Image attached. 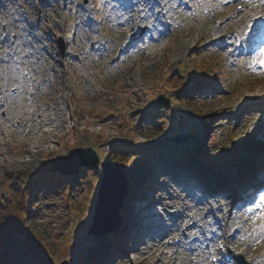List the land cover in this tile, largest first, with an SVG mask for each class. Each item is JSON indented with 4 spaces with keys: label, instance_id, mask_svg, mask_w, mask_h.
Instances as JSON below:
<instances>
[{
    "label": "rangeland",
    "instance_id": "obj_1",
    "mask_svg": "<svg viewBox=\"0 0 264 264\" xmlns=\"http://www.w3.org/2000/svg\"><path fill=\"white\" fill-rule=\"evenodd\" d=\"M68 1L55 0L52 3L47 0L45 8L40 0H20L34 23L42 18L43 30H40V35L43 39L46 38V32L51 36L48 42L52 54L57 51L56 37L66 40L64 52L67 55H62L63 59L72 56L70 53L75 49V36L86 40V47L89 42H94V38L87 40L85 31L74 34L69 19L75 16L73 9L76 7L90 12L84 17L85 20L96 22L95 27L88 29L90 33L105 38L113 33L107 20L109 5L105 3L106 0H71L70 7H67ZM230 1L228 9L225 5ZM96 2L98 6H95ZM240 2H243L245 10L237 13L235 10ZM214 3L222 9L218 8L211 20L191 28L192 35L198 41L192 42L180 54L174 51L171 36L163 38L168 32L166 27H170L166 24L161 30L162 37L152 46L155 47L153 54L133 59L119 55L113 61L111 55L98 59L99 54L92 50L90 53L85 52L83 64L77 61L73 68L68 67L66 73L51 74L55 84L49 94L58 92L62 117L67 119L64 127L58 126L63 134L60 139L55 138L51 142V150L41 141L36 143L39 148L33 147L32 141L23 143L17 136L7 133V126L0 127V252L3 253L0 264H58L63 261L65 264H79L85 257L84 252H95L98 241L94 235L87 233V228L91 224L101 168L81 167L75 173L62 174V177L49 170L51 158L65 155L74 147L91 146L100 160L108 159L121 166L129 173V179L135 177L136 172L142 173L146 167L144 159L150 158L156 163L171 160L168 170L162 168L151 174V192L164 198L171 205L169 210H183L187 217L192 213L197 214L198 210L204 219V225H199L198 229L205 228V231L193 245L197 250H190L188 258L183 259L184 264H193L190 258L199 255L198 247L204 248L207 242L210 248H219L221 258L228 243L226 235L232 230V224L244 223L241 235L262 220L260 215L264 212V204L259 198L256 205L260 209L255 212L247 209L237 211L234 220L223 227L227 213H222L221 219L213 222L212 218L204 216L206 208L197 209L196 201L202 197L197 190L203 187L198 185L195 188L186 183L187 179L182 176L189 177L187 173L181 175L180 179L177 177L176 183L168 175L169 170L179 164H193L192 167L199 166L203 174L214 170L234 176L235 166L236 170L242 171L245 165V124L239 121L242 108H238V104L253 105L257 97L247 98L250 88L264 91V63L255 73H250L247 64H231L223 54L214 50L211 40L218 32L215 22L230 17L228 22L233 21V27L243 30V19L258 12L259 5L253 8L249 6L252 2L245 0H214ZM64 4L66 8L62 7ZM179 9L180 5L171 9L169 14L180 15L179 19L191 16L190 11L184 15ZM232 12L234 16H231ZM207 13L212 15L213 11ZM94 14L100 17L96 18ZM77 20L83 19L77 17ZM7 24L13 31V21L8 20ZM225 28L222 25L219 29L222 32ZM236 33L239 35L240 32ZM175 37V40L179 38L178 33ZM162 40L164 44L161 49L157 46ZM18 41L16 46H8L10 40H5L3 48L10 52L17 49L23 52L22 38ZM41 52L46 55L48 51L41 49ZM103 52L107 53L106 50ZM5 66L13 74L14 67L18 66L22 70L24 63L9 56ZM183 83L191 86L182 88ZM197 86L198 90L188 92ZM100 92H103L102 97ZM159 95L168 97L169 104L159 102ZM223 101L229 102V106L217 110ZM234 110L237 113L232 117L229 112ZM258 121L264 123V117ZM164 131H168V135L182 131L194 132L203 141L189 139L177 145L166 139ZM206 131L209 134L214 131L216 140L204 157L200 148L204 140L207 141L204 136ZM33 139L37 140L38 135ZM25 144L31 148V152L25 151ZM133 162H137V165L132 167ZM162 170L166 174L161 173ZM212 195L209 197L210 202L219 207L221 198L215 199ZM256 214L259 216L254 220ZM211 235L215 239L208 240ZM189 246L184 245L182 251L187 253ZM106 264H153V257L142 255L135 260L126 253L123 259L109 260Z\"/></svg>",
    "mask_w": 264,
    "mask_h": 264
},
{
    "label": "bare ground",
    "instance_id": "obj_2",
    "mask_svg": "<svg viewBox=\"0 0 264 264\" xmlns=\"http://www.w3.org/2000/svg\"><path fill=\"white\" fill-rule=\"evenodd\" d=\"M51 1L54 2V0ZM180 1L181 0H111L110 8L111 12H113V16L109 17V21L113 33L109 35V38L88 32L87 29L93 25L90 21L77 22L76 27L79 30L87 31V37L89 39L95 38L94 48L99 54L98 59H103L111 55L113 60H115L119 55L133 59L134 57L140 58L145 55L153 54L155 47L152 46L162 37V28L166 27V24H169L170 27H166L168 32L164 34L163 38L165 39L171 36L173 43L172 47L177 54H180L191 45L192 42L196 43L198 41V39L192 35L191 28L200 26L202 23L211 20L217 9H222L214 3V0H191L188 9H179L184 15H187V12L190 11L191 16L179 19L180 15L169 14V7L172 6L173 8H177ZM245 1L254 2L255 0ZM230 3L231 1L225 7L229 9ZM147 6H151L150 9H148ZM4 7V1L0 0L1 29L6 31L8 19L13 20L15 26H20L21 33L24 36L22 43L25 46V50L23 53L16 50L12 54L16 59L24 63L23 72L19 70V67H16V76H10L7 73L4 67L6 59L3 58V55L7 54V52L4 51V53H2L0 50V65H2L0 66V113L2 114L0 115V127L7 126L9 130L7 133L12 136H17L23 143L32 141L33 147L39 148V145L36 143L41 141L47 144V149L51 150V142L55 138L60 139L63 134V132L60 131L61 129H58V126L61 125L64 127L67 122V119L62 117V106L57 98L58 92L56 91L52 95L51 93L49 94L50 88L55 84L53 83L51 74L66 73L68 67L73 68L77 60L82 64L84 52L86 51L85 40L78 37L75 38L76 48L74 51V58L70 62L67 61L65 63V60L59 57L57 53L52 54L50 52L51 46L48 40L51 39V36L46 32V38L43 39L41 37L40 30H43L42 25L39 28L29 21L30 15H28L26 8L16 10L10 7L8 14H4L3 19L5 23L2 24L1 19L3 16L1 12ZM118 7L119 10H117ZM208 11H213V14L208 15ZM74 12L77 16H82L86 13L81 10V8L74 9ZM114 17L118 19L116 20ZM71 21H74L73 18ZM182 25L185 26L182 27ZM254 25L255 22L252 23V26ZM216 28L219 29L220 26L216 24ZM151 30L157 31L156 38L150 36ZM176 33H178L179 38L175 40ZM163 41L164 40L157 46L158 48H163ZM41 49H46L48 51L47 54L43 55ZM105 50L107 53L104 54L103 51ZM256 61L259 62L260 66L261 63H264V55H255L248 60L250 63V65H248V71L250 73H255L257 69L255 66ZM25 84L31 87V92L27 101L24 100L23 97H19L20 99H13V95L15 93H20ZM56 84L61 83L57 82ZM11 85H14L16 88L13 90ZM247 92L248 99L254 96L257 97L251 107L248 103L241 107L242 113L239 118V121L245 124L244 137L247 142L245 151L250 153L244 167L250 169V173L248 172L249 174L247 176H241L242 178L238 180H227L229 183L237 182L239 188L242 186L243 182L248 186V184L252 182L261 180V177L264 179V171L261 174L258 173L261 168L264 169V123L258 121L260 117H264V91H254L250 88ZM99 94L102 97L103 92ZM228 106L229 102L223 101L222 105L217 107V110L225 109ZM229 114L234 117L236 110L229 112ZM35 135H38L37 140L33 139ZM25 149V151L31 152V148L26 146V144ZM254 170L255 172H252ZM251 172L253 175L261 176L256 179L257 176H252ZM263 181L264 180H262V182ZM219 183H222L221 180L214 176L213 184H215L216 188L221 186H217ZM234 194H236V192H234ZM155 201L156 200H153V202ZM229 201L230 198H227L224 200V204L227 205ZM158 203H161L162 206L164 204L162 200L156 201L155 204ZM124 206L127 207L126 204H123V207ZM167 206H169L168 203L163 206V209ZM139 209L141 210H138L139 212H133V215L136 213L139 214L142 211V208ZM138 214L131 224L128 222L123 223L122 227L125 232L130 231L133 224L140 218ZM178 216L179 221L174 223L175 227L170 230L169 233L180 229L184 230L185 228L187 233L183 237V241L190 237L194 242L199 235L197 226L202 222L201 216L198 212L186 220L182 212H179ZM193 216L195 220H192ZM257 216H259V214H256V217ZM153 217L154 214L150 216V219L153 220ZM230 217L232 216L230 215L228 218ZM159 218H161V216ZM227 222H223V227L227 226ZM120 230V226L117 224L114 229L110 231L111 233L109 232L110 237ZM145 230H147V228L143 231ZM102 237L103 236L95 237L100 239L102 243L99 245L98 250L96 248L95 252H92V254L88 253L87 255L96 258L102 251L104 254H107V246ZM123 238H127V235L124 234ZM210 238L211 240L215 239L214 235H211ZM228 240L233 251L242 253L250 264H264V250L262 252L260 251V248L263 247L264 249V220L259 221L257 224L253 225L251 230H247L241 235H237L236 232H230ZM103 243L106 248H103ZM152 246H155V249L152 251L150 248L145 253H149L153 257V264H184L183 259L185 256H183V253L179 249L169 245L165 246L162 241L154 242ZM209 251H214L215 253L212 258L209 256ZM1 257H3V255H1ZM187 258L186 256V259ZM190 260L193 264L222 263L218 256V247L210 248L207 244L204 249L199 250V255L191 257ZM210 260L212 263H210Z\"/></svg>",
    "mask_w": 264,
    "mask_h": 264
},
{
    "label": "water",
    "instance_id": "obj_3",
    "mask_svg": "<svg viewBox=\"0 0 264 264\" xmlns=\"http://www.w3.org/2000/svg\"><path fill=\"white\" fill-rule=\"evenodd\" d=\"M189 138L201 140L192 132H181L170 137L175 142L187 141ZM98 156L91 146L71 148L67 154L50 159V170L62 173L76 172L81 166H96ZM102 177L98 186L97 200L92 216V224L88 231L101 234L114 218L126 192L125 174L121 167L113 165L109 160L100 162ZM114 224V223H113ZM110 227V226H109Z\"/></svg>",
    "mask_w": 264,
    "mask_h": 264
},
{
    "label": "snow or ice",
    "instance_id": "obj_4",
    "mask_svg": "<svg viewBox=\"0 0 264 264\" xmlns=\"http://www.w3.org/2000/svg\"><path fill=\"white\" fill-rule=\"evenodd\" d=\"M261 203L264 204V194L260 197ZM248 211H251V208L247 209ZM260 219H264V212L261 213ZM215 259V258H214Z\"/></svg>",
    "mask_w": 264,
    "mask_h": 264
},
{
    "label": "trees",
    "instance_id": "obj_5",
    "mask_svg": "<svg viewBox=\"0 0 264 264\" xmlns=\"http://www.w3.org/2000/svg\"><path fill=\"white\" fill-rule=\"evenodd\" d=\"M10 190V189H9Z\"/></svg>",
    "mask_w": 264,
    "mask_h": 264
}]
</instances>
